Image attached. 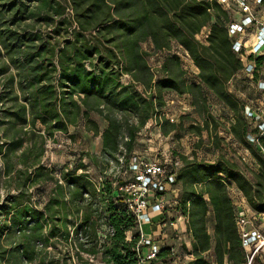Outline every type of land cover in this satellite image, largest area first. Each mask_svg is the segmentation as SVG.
<instances>
[{
    "label": "trees",
    "instance_id": "trees-1",
    "mask_svg": "<svg viewBox=\"0 0 264 264\" xmlns=\"http://www.w3.org/2000/svg\"><path fill=\"white\" fill-rule=\"evenodd\" d=\"M24 2L18 7L11 2L6 7L10 24L0 30V76L7 75L11 83L16 82L20 93L15 110L1 107L0 113L21 126L39 125L49 135L65 133L68 126L80 121L99 134L98 126L89 118L91 113L96 114L106 123L100 133L101 153L119 167L120 159L125 165L129 163L139 146L137 135L154 117L160 115L157 125L165 136L182 127L185 117L172 124L163 115L167 93L190 98L202 121L199 129L196 126V134L212 124L216 129L217 122L207 107L209 93L234 113L228 133L248 151L256 170L248 176L223 156L212 164L181 157L182 167L174 182L178 189L175 210L188 218L185 232L191 241L184 249L194 257L190 264H245L228 187L235 186L255 215L264 214V137L249 141L248 135L257 131L251 130L243 105L228 88V82L242 70L228 34L238 11L223 10L218 0H31V7ZM17 16L22 18L17 20ZM34 19L38 24L52 25L51 34H28L26 26L20 32L19 27L10 28L18 21ZM201 33L206 35L203 41L197 38ZM147 42L153 54L164 52L158 77L141 48ZM173 44L187 52L197 70V82L185 77L179 57L172 52ZM123 74L130 78L129 83H120ZM2 102L0 97L1 106ZM19 144L17 140L10 142L13 148ZM114 183V179L103 180L97 191L95 184L80 176L67 184L68 191L58 186L57 198L50 199L46 210L54 203L60 208L68 205L85 211L75 230L92 247L80 244V251L101 253L104 264H137L136 223L126 212ZM88 191L106 203L108 234L98 251L92 212L80 207ZM66 193L71 194L68 204L63 203ZM11 211L10 228L21 231L12 251L20 253L21 260L32 261L35 243L41 238L42 213L20 202H15ZM209 214L213 218L212 233L207 229ZM207 252L211 260L202 256ZM5 253H0V260ZM168 256L166 248L159 253L158 261ZM256 264L264 262L256 258Z\"/></svg>",
    "mask_w": 264,
    "mask_h": 264
},
{
    "label": "rangeland",
    "instance_id": "rangeland-1",
    "mask_svg": "<svg viewBox=\"0 0 264 264\" xmlns=\"http://www.w3.org/2000/svg\"><path fill=\"white\" fill-rule=\"evenodd\" d=\"M22 1L24 0H0V30H4L10 24V14L6 12V7L11 2H16L18 7ZM24 4L32 6L31 0H25ZM66 13L71 15L68 10ZM254 13L259 16L258 18L263 19L264 7L255 8ZM241 15V12L238 11L236 20H239ZM18 18L22 17L17 16V20ZM24 26L27 28L26 33L41 32L43 36L51 34L53 29L52 25L38 24L35 19L18 21L10 28L19 27L18 31L20 32ZM253 32L254 30L250 29L244 36L243 40L247 42V45L253 40ZM53 42L54 39L51 40V43ZM141 48L147 53L146 61L149 67L158 77L164 52L153 54L152 47L148 42L142 43ZM171 49L178 56L175 44L172 45ZM180 65L188 81H198L197 70L193 65L182 59H180ZM242 78H244L242 75L239 78L236 77L234 87L229 90L236 96L243 108L245 104H248L251 109L258 111L257 120H264V92L257 91V83L248 84ZM130 81L127 75H121V84ZM135 87L141 91L139 86ZM0 97L3 101V106L0 105V108L3 107L6 110L14 111L20 101L16 82L11 83L7 75L0 76ZM206 97L208 111L217 122L216 129L213 128L212 124L208 130H202L200 135L196 134L202 121L194 112L190 98L186 95L167 93L164 96L166 104L163 112L177 120L174 124H178L180 117H185L181 122L182 127L177 128L172 137L159 138L153 125L149 122L146 130L137 135L139 145L135 156L137 160L145 162L164 161L163 154H169V158L179 160L180 157H187L190 160L212 164L219 156H223L225 159L236 163L245 174L250 176V172L254 170V164L248 159L243 162L242 157L245 155L246 149L239 145L235 139H230L229 134L226 133L228 124H231L234 118V113L216 101L209 93ZM89 118L98 126L99 134L89 131L90 126L86 125L84 121H80L75 125L68 126L65 133L54 132L49 135L39 125L34 127L21 126L15 124L13 119L7 117V114L0 113V253L12 252L15 248L13 242L17 241V237L21 233L18 229L10 228L9 225L11 209L15 202H20L33 211L42 213L40 220L42 224L41 238L34 246L36 256L32 261H24L18 258V264H104L101 261V253L89 255L80 251V244H84L85 248L92 247V244L88 243L90 241L81 233L76 234L75 230L83 221L85 211L78 209V207L69 208L68 205L60 208V205L56 206L54 203L46 210V206L51 202L50 199L56 200L59 193L58 186H62L65 191H68L67 184L80 176H85L88 182L96 186L100 180H115L120 172V168L117 167L114 159L104 157L101 153L100 133L106 127L105 121L93 113L89 115ZM248 121L251 122L249 119ZM191 127L194 129L190 130ZM176 136H180V138ZM16 140L20 141V144L13 148L10 146V142ZM230 188L231 185L228 187L231 200L235 208L241 210L242 206L239 205L238 197L230 193ZM89 192L83 195L84 204L80 207L86 206L92 212V221L97 227L98 251L101 245L106 243L108 234L104 215L106 203L98 194L92 196ZM164 198L168 201L172 199L170 194H166ZM70 200L71 194L66 193L63 203L68 204ZM246 208L252 214L247 206ZM258 224L255 223V227H258ZM212 226V215L209 214L207 216V229L211 230ZM181 227L182 225L177 227L178 232H180ZM140 230L150 234L156 231V228L151 226L136 227L133 233L136 234ZM165 232L169 236L165 245L173 247L175 252L182 256L181 251H186L184 247L174 246L177 243L174 241L173 228L170 227ZM157 233H159L158 229ZM261 233L264 234V232ZM15 259L12 258L10 261L13 262ZM155 264L189 263L185 260L178 261L175 256L171 255L168 258L160 259Z\"/></svg>",
    "mask_w": 264,
    "mask_h": 264
},
{
    "label": "built area",
    "instance_id": "built-area-1",
    "mask_svg": "<svg viewBox=\"0 0 264 264\" xmlns=\"http://www.w3.org/2000/svg\"><path fill=\"white\" fill-rule=\"evenodd\" d=\"M218 3L223 10L236 9L242 14L239 20H235L228 26V34L232 39V50L242 64V70L228 82V88H233L236 77L239 78L242 75L244 77L242 80L245 83H257V91L264 92V18H258L259 16L254 13L255 8L264 7V0H218ZM250 29L254 30V36L247 45L243 39ZM205 36L204 33H201L197 38L203 41ZM177 51L180 59L193 65L186 51L180 47H177ZM258 60H261L260 65L257 64ZM257 113L258 111L251 109L248 104L244 105V114L251 121L249 126L252 128L251 130L257 131L254 135H248L250 142H256L257 138L264 137V120H257L259 115ZM163 115L170 123L177 122L173 116ZM158 120H160V115L150 121L158 137L166 139L172 137L173 133L165 136L159 131ZM226 133L229 134L228 130ZM228 136L230 139L232 138L230 134ZM135 156L136 152L127 165L124 164L123 160H119L120 172L115 178L113 187L122 194V204L125 206L126 212L134 217L136 227L155 226L156 228V231L150 234H146L142 230L138 232L139 239L135 245L137 264H155L158 261L159 253L166 248L170 251V255L175 256L178 261L185 260L190 264L194 260L192 254L181 251L182 256H180L173 247L165 245L169 239L165 231L170 227L173 228L174 241L177 243L174 246L179 248L189 246L188 243L191 241L185 229L180 232L177 231L179 225L185 228L188 223L187 216L175 210L178 189L174 186V182L179 169L182 167L181 160L169 158V154H163L164 161L145 162L137 160ZM249 156L248 151L245 150V155L242 157L243 162H246V159L252 162ZM254 170H256L255 165ZM118 181L119 185H117ZM100 183L101 180L96 184L97 191L100 189ZM230 193L238 197L239 205L242 206L241 210L235 208V226L241 240V247L246 254L245 264H256V258L264 262V234L261 233L264 232V228H262L264 226V214L255 215L252 211L250 214L244 198L234 185H231ZM166 194H170L172 197L170 201L164 198ZM159 217L162 219L159 220ZM255 223H259L258 227H255ZM157 229L159 233H157ZM202 256L206 260L212 259L209 252L202 254Z\"/></svg>",
    "mask_w": 264,
    "mask_h": 264
},
{
    "label": "crops",
    "instance_id": "crops-1",
    "mask_svg": "<svg viewBox=\"0 0 264 264\" xmlns=\"http://www.w3.org/2000/svg\"><path fill=\"white\" fill-rule=\"evenodd\" d=\"M155 220H157V218H155ZM212 221H213V218H212ZM151 227L155 228V226H151ZM184 229H185V228L182 226V227L180 228V231H183ZM208 232L212 233V229H211V230H208ZM188 241H189V239H188ZM19 255H20V253L13 252V251H12V252H6V253L4 254V256L1 257V262H0V264H6L7 261H8L7 264H18L19 261H17V259L19 258ZM12 258H16V259L12 262V261H10V259H12ZM5 262H6V263H5Z\"/></svg>",
    "mask_w": 264,
    "mask_h": 264
}]
</instances>
